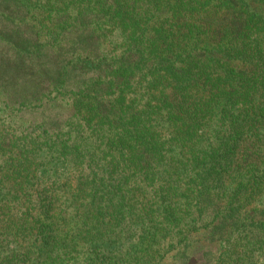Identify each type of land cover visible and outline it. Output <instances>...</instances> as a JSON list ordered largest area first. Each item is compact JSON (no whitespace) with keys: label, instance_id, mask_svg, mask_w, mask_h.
I'll use <instances>...</instances> for the list:
<instances>
[{"label":"trees","instance_id":"trees-1","mask_svg":"<svg viewBox=\"0 0 264 264\" xmlns=\"http://www.w3.org/2000/svg\"><path fill=\"white\" fill-rule=\"evenodd\" d=\"M61 5L77 13L57 15ZM5 13L15 29V58L33 60L46 88L75 52L80 70L92 72L73 97L71 127H79L73 138L61 139V155L87 130L89 156L103 159L97 140L127 166L134 156L153 161L162 156L155 139L164 125L184 133L214 116L228 119L229 109L249 96L248 103L264 101V0H0V16ZM88 38L105 53L98 64L79 54ZM57 55L63 62L54 72L50 60ZM217 152L200 156L201 195ZM28 162L29 156L12 159L14 179L6 182L17 187L0 199V248L8 238L21 239L34 264L62 263L75 247L103 245L136 202L113 165L100 175L79 174L60 193L54 189L43 212L21 188ZM12 263L11 255L0 256V264Z\"/></svg>","mask_w":264,"mask_h":264},{"label":"rangeland","instance_id":"rangeland-1","mask_svg":"<svg viewBox=\"0 0 264 264\" xmlns=\"http://www.w3.org/2000/svg\"><path fill=\"white\" fill-rule=\"evenodd\" d=\"M55 1L63 0H48ZM77 9L61 5L54 13L74 16ZM14 33L9 13L1 15L0 199L17 187L6 182L14 179L12 159L24 156L30 164L24 168L28 177L21 188L43 212L54 189L60 193V185L79 174L100 175L101 170L111 172L113 165L118 168L112 174L122 177L136 196L103 245L75 247L55 264H264V101L248 103L249 96L229 109L228 119L214 116L184 133L164 125L155 139L162 156L153 161L134 156L127 166L126 161H115V152L106 151L108 147L97 140L96 146L104 148L103 159L95 153L89 156L93 142L87 130L61 155V139L70 134L73 138L79 127H71L73 97L92 72L80 70L75 52L61 65L57 82L46 88L41 71L31 68L33 60L15 58ZM78 51L90 54L97 64L105 54L90 38ZM58 61L63 62V55L50 60L54 72ZM212 148L218 149L216 167L206 183L207 193L201 195L196 167L202 153ZM8 240L0 248L1 257L9 254L12 264H34L25 256L28 243Z\"/></svg>","mask_w":264,"mask_h":264}]
</instances>
